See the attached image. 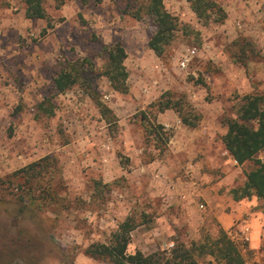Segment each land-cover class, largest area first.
<instances>
[{"label": "rangeland", "instance_id": "rangeland-1", "mask_svg": "<svg viewBox=\"0 0 264 264\" xmlns=\"http://www.w3.org/2000/svg\"><path fill=\"white\" fill-rule=\"evenodd\" d=\"M63 1L44 0L52 24L45 30L46 19L25 16L23 0H0V264H107L86 250L109 243L128 216L137 223L128 252L195 241L196 223L207 219L195 242L224 230L245 264H264V201L231 193L254 162L235 163L222 141L241 97H264V0H213L222 22L220 12L198 17L189 0H163L177 28L160 56L148 45L156 25L147 0ZM115 42L127 52L126 92L103 74V47ZM69 62L81 76L59 93L53 78ZM168 97L180 114L159 110ZM41 102L51 115L39 111ZM154 124L166 143L149 133ZM217 153L223 164L208 165ZM257 157L264 160V150ZM203 174L218 186L209 204L180 188ZM20 199L28 217L16 212ZM221 214L232 217L233 237ZM212 260L225 264L198 257Z\"/></svg>", "mask_w": 264, "mask_h": 264}, {"label": "trees", "instance_id": "trees-1", "mask_svg": "<svg viewBox=\"0 0 264 264\" xmlns=\"http://www.w3.org/2000/svg\"><path fill=\"white\" fill-rule=\"evenodd\" d=\"M57 5H61L63 0H55ZM190 7L195 14L203 19L211 17L216 12L222 13L220 19L224 20V13L213 0H189ZM25 3V16L28 18H42L47 20L46 29L51 28L50 18L44 7V0H23ZM145 13L152 17L156 29L148 41L149 47L160 56L173 36L177 28V19L168 12L163 4V0H147ZM44 30V31H45ZM106 53V63L103 74L110 80L111 86L120 92L127 91L126 80L128 71L125 66L127 52L120 42H115L103 47ZM80 67L76 62H69L54 78L53 86L59 93H63L77 83L80 78ZM157 105L160 111L173 108L180 112L178 102L172 101L171 97L159 99ZM39 111L51 115V107L45 106L44 102L38 105ZM146 118L143 115V119ZM182 121L186 125L195 126L196 123L190 118L182 116ZM227 131L222 136V141L229 154L242 164L247 161L254 162V168L246 173L244 183L233 188L231 193L235 199L256 196L264 201V160L257 157V154L264 150V97L258 94H245L241 97L236 109V117L226 120ZM149 133L156 137V143L160 141L166 143L167 138L158 128L160 124L148 126ZM147 133V134H149ZM155 143V144H156ZM159 147V145L156 144ZM40 164L39 161L26 166L22 171H33ZM21 186V185H20ZM19 209L16 212L23 217L30 215L29 211L19 200ZM16 204V203H15ZM10 207L12 206L9 205ZM8 205L5 208H10ZM137 226L132 217L122 220L117 230L113 233L109 243L91 245L86 253L97 258H101L107 264H199L198 257L204 254L212 255L217 261L225 264H245V259L237 245L232 241L224 230L219 231V235L210 242L197 243L195 241H177L168 249L156 250L149 254H144L140 250L128 252L127 247L131 238V231Z\"/></svg>", "mask_w": 264, "mask_h": 264}, {"label": "crops", "instance_id": "crops-1", "mask_svg": "<svg viewBox=\"0 0 264 264\" xmlns=\"http://www.w3.org/2000/svg\"><path fill=\"white\" fill-rule=\"evenodd\" d=\"M223 158H221L220 156H218V153L216 154V156L214 158H211L209 159V164L213 163V161H215L216 164H219V162L222 160ZM224 162V160H222ZM221 161V163L223 164V162ZM235 161V160H234ZM194 169V167L192 168ZM204 179L200 180L195 186L194 185H191L190 187H182L180 186L181 190L183 189V191L187 190L188 192H191L192 194H198L199 196H201L208 204L213 200V199H216V197H218V194L216 192V188H218L217 185H213V184H205V181L207 180L205 178V174H203V177ZM195 182H193L194 184ZM182 192V191H181ZM180 192V193H181ZM213 197V198H212ZM202 205V207H201ZM199 207L202 208V209H205V205L203 203H200L199 204ZM189 217L193 220V222H195V220L193 219V215H189ZM217 219L219 220L221 226L223 229H225L227 232H229V234L233 237V229H230L231 227L230 226V220L232 219V217L230 215H217ZM203 221H198V223H196V226H195V231L192 233V238L193 240L195 241H199V239L201 238V233L200 232V225H208L209 224V221L206 219V221H204L205 219H201ZM205 222V223H204ZM242 223H240L238 226H241ZM237 228H240V227H237ZM244 230V229H242ZM211 234L213 235L214 234V230L211 229ZM235 232V231H234ZM154 237L155 236H162L164 237V239H168V236L169 235H166L165 233H163L162 231H154ZM158 234V235H156ZM165 234V235H164ZM152 236V235H151ZM257 243H255L253 246H256ZM213 262L211 264H220V263H217L215 260H212Z\"/></svg>", "mask_w": 264, "mask_h": 264}, {"label": "built area", "instance_id": "built-area-1", "mask_svg": "<svg viewBox=\"0 0 264 264\" xmlns=\"http://www.w3.org/2000/svg\"><path fill=\"white\" fill-rule=\"evenodd\" d=\"M195 52H196V49H195V48H192L189 54L193 55ZM182 64L185 65V61H183ZM234 160H235V159H234ZM234 162L237 163L236 160H235ZM201 207H202V205H201ZM244 238H245L246 240H249L248 235H245Z\"/></svg>", "mask_w": 264, "mask_h": 264}]
</instances>
